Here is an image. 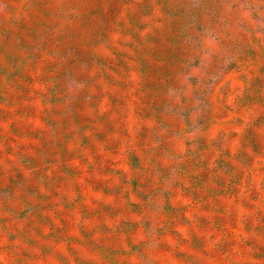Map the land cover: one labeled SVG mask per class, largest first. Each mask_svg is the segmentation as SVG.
<instances>
[{"label": "rangeland", "instance_id": "obj_1", "mask_svg": "<svg viewBox=\"0 0 264 264\" xmlns=\"http://www.w3.org/2000/svg\"><path fill=\"white\" fill-rule=\"evenodd\" d=\"M0 264H264V0H0Z\"/></svg>", "mask_w": 264, "mask_h": 264}]
</instances>
